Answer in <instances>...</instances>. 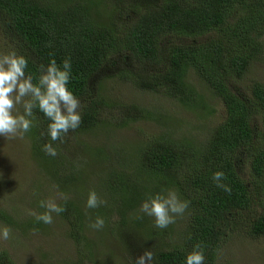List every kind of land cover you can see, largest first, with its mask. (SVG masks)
<instances>
[{
    "label": "trees",
    "instance_id": "obj_1",
    "mask_svg": "<svg viewBox=\"0 0 264 264\" xmlns=\"http://www.w3.org/2000/svg\"><path fill=\"white\" fill-rule=\"evenodd\" d=\"M0 35L10 50L28 59L25 71L33 82L40 65L71 59L69 88L81 101L80 127L51 141L48 120L36 109L26 136L36 160L50 165L55 184L62 177V183L72 185L91 169L102 172L96 186L105 205L82 210L79 200L65 196L59 203L65 211L54 214L69 227L78 256L93 262L97 243L85 237L84 214L93 220L102 216L103 228L112 237L129 236L125 248L137 246V253L147 250L146 243L130 238L133 231H143L153 243V264H183L196 244L204 246L205 264H215L228 233L240 224L246 236H264V85L252 82L248 96L238 94L233 85L264 57V0H0ZM113 78L192 111L206 108L202 90H207L220 101L223 120L197 149L165 131L147 137L133 156L121 158L97 147L103 154L94 165L82 156L89 147L84 135L151 118L142 107L103 93L104 81ZM45 143L56 148L55 157L43 150ZM217 170L225 173L230 193L213 182ZM168 189L176 190L189 206L176 217L178 224L159 229L153 218L147 222L151 217L140 205ZM5 214L0 211L4 225L41 228L35 218L20 222ZM173 234L178 240L172 244ZM0 264L15 263L1 251Z\"/></svg>",
    "mask_w": 264,
    "mask_h": 264
},
{
    "label": "rangeland",
    "instance_id": "obj_2",
    "mask_svg": "<svg viewBox=\"0 0 264 264\" xmlns=\"http://www.w3.org/2000/svg\"><path fill=\"white\" fill-rule=\"evenodd\" d=\"M8 51L10 46L0 35V52ZM191 81L198 83L195 78ZM252 82H260L264 85V57L253 62L242 81L233 82V85L238 94L248 96ZM197 88L200 89L201 86ZM103 93L142 107L150 112L151 118L147 117L146 120L133 123L124 129L90 131V134L88 132L84 135V145L87 144L89 147L82 156L91 159L94 165L101 159V153L103 154V151L97 147H106V152L113 156L121 158L126 154L133 156L135 149L140 147L147 137H155L165 131H170L181 141L192 142V146L197 149L203 145L213 127L224 117L220 101L211 96L207 90H202L206 108L198 107L194 111L182 107L172 99L137 91L116 78L104 81ZM17 107L22 111L20 106ZM71 164L75 165V159ZM81 167L77 166L78 169ZM49 168L50 165L49 167L41 165L36 160L26 135L15 139L0 137V211L6 213L5 215L13 221L21 222L28 217L34 218L30 212L44 211L39 207L38 201L51 199L59 204L62 196L70 197L72 201L79 200L83 210L86 200L84 196H87L89 190L97 192L100 188L96 186V182L102 176L99 168L78 176L72 185L62 183V177L58 179L60 184H55L49 176L51 172ZM241 169L245 175L246 165ZM93 174L96 176L94 177ZM138 211L137 207L136 215L140 214ZM84 216L87 225L85 237L97 242L94 245L93 262L87 261L85 255L78 256L77 249L69 237V227L54 214L53 223L50 225L42 223L41 228H26L25 224L9 225L13 237L9 241H0V252H6L15 264H79L78 259L81 258L82 264H131L130 257L134 259L142 254L137 253V246L133 249L130 246L125 248L127 246L125 239L129 236L112 237L107 229H93L90 224L94 220L90 219L89 215L84 214ZM131 216L134 217V214L131 213ZM151 220L152 217L147 219V222L150 223ZM178 223L174 222V224ZM0 225H4L2 221ZM243 226L240 224L233 232L228 233L227 239L218 251L215 264H264V236L248 237L242 230ZM143 233L141 230L136 233L133 231L130 240L146 243V249L152 250L153 243L148 242ZM120 235H123V232ZM177 240L176 234L170 236V243H176Z\"/></svg>",
    "mask_w": 264,
    "mask_h": 264
},
{
    "label": "clouds",
    "instance_id": "obj_3",
    "mask_svg": "<svg viewBox=\"0 0 264 264\" xmlns=\"http://www.w3.org/2000/svg\"><path fill=\"white\" fill-rule=\"evenodd\" d=\"M28 59L18 54L14 49L0 52V137L15 139L23 138L34 125V110L48 120L47 135L51 141L62 140L70 130L80 127L82 116L81 101L69 88L71 76V59L65 58L60 65L55 59L39 66V75L33 82V75L26 74ZM17 106L22 108V112ZM43 150L49 156L57 155L52 143H45ZM217 188L230 193V186L225 183V173L217 170L212 175ZM62 198H64L62 196ZM106 201L95 190H89L85 200V208L95 210L105 205ZM43 212H30L35 220L43 224L53 223V214H61L65 207L55 200L38 201ZM189 206L187 200H182L176 190L168 189L149 195L140 205V211L153 218L156 228L165 229L182 216ZM105 220L96 216L90 224L93 229L103 228ZM13 237L12 229L0 225V241H9ZM154 253L144 250L131 264H153ZM183 264H205L204 246L196 244L191 251L186 252Z\"/></svg>",
    "mask_w": 264,
    "mask_h": 264
}]
</instances>
